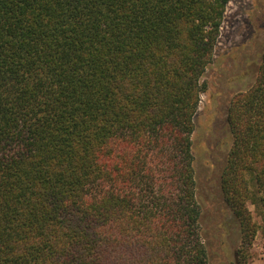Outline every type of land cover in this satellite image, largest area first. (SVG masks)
<instances>
[{"label":"trees","instance_id":"1","mask_svg":"<svg viewBox=\"0 0 264 264\" xmlns=\"http://www.w3.org/2000/svg\"><path fill=\"white\" fill-rule=\"evenodd\" d=\"M229 1L0 0V264H214L191 136ZM227 121L219 187L248 264L264 46Z\"/></svg>","mask_w":264,"mask_h":264},{"label":"rangeland","instance_id":"2","mask_svg":"<svg viewBox=\"0 0 264 264\" xmlns=\"http://www.w3.org/2000/svg\"><path fill=\"white\" fill-rule=\"evenodd\" d=\"M263 46L264 0H230L213 60L202 76L207 89L200 96L191 136L201 227L214 264H234L232 245L237 243L233 242L229 212L219 187L233 142L228 109L234 96L254 83ZM248 207L258 228L247 262L264 264V217L255 204Z\"/></svg>","mask_w":264,"mask_h":264}]
</instances>
